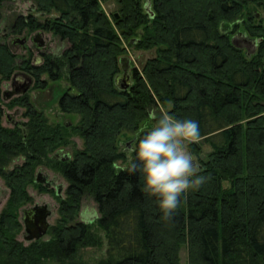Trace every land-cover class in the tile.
I'll return each mask as SVG.
<instances>
[{
	"label": "trees",
	"instance_id": "trees-1",
	"mask_svg": "<svg viewBox=\"0 0 264 264\" xmlns=\"http://www.w3.org/2000/svg\"><path fill=\"white\" fill-rule=\"evenodd\" d=\"M30 1L43 19L17 17L12 34L51 33L69 46L43 54L36 66L0 42V78L22 71L34 77L33 89H45L41 75L58 81L65 73L68 88L58 108L79 120L73 127L50 124L24 95L5 106L23 108L27 121L5 127L0 108V178L9 190L0 213V264H86L75 260L77 251L100 244L89 224L76 221L86 196L96 204L107 246L94 264H180L182 247L187 264H264V25L256 13L243 17L249 4L262 7L264 0H113L117 18L103 11L102 0ZM237 33L256 41L249 55L232 42ZM125 43L155 51L120 90L114 79ZM161 110L199 123L200 142L189 149L199 174L209 178L182 200L171 222L142 192L140 174H130L128 163L117 166ZM126 132L135 137L131 148L120 146ZM72 136L82 149L67 160L54 158ZM202 144L211 149L204 159ZM20 157V165L6 169ZM44 165L67 187L50 239L23 245L16 240L19 210Z\"/></svg>",
	"mask_w": 264,
	"mask_h": 264
},
{
	"label": "rangeland",
	"instance_id": "rangeland-1",
	"mask_svg": "<svg viewBox=\"0 0 264 264\" xmlns=\"http://www.w3.org/2000/svg\"><path fill=\"white\" fill-rule=\"evenodd\" d=\"M101 8L103 11L109 16L111 14H117V8L118 6L113 0H102L100 2ZM33 10V11H32ZM256 13V16L258 14V17L255 18V15L253 16L255 21H258L261 19L263 25H264V4L262 7H258L254 4H249L248 7L244 10V18L247 17L249 14ZM28 14H32L33 16L37 17L39 20H42L43 17L40 16L38 12L35 11V5L33 6V2L30 0H7L2 3V7L0 8V42L5 43L7 41H11L12 39H15L16 37L21 38L23 35H27L29 37H34V35L37 33L35 32H27L23 31L21 34H12L11 33V26L14 22V20L17 17L26 16ZM118 15V14H117ZM257 23V22H255ZM238 31H241L238 30ZM4 36H6L4 38ZM235 36L234 38H236ZM41 39L44 48L42 49H36L34 45L28 40L26 45L28 47L27 50L22 51L18 45H16L14 53L20 58H29L30 64L32 65H41L42 64V57L41 53L45 54H58L62 51V49L67 48L69 46L68 42H62L59 40L58 37L53 36L51 33L44 32L42 35L39 36ZM238 46H240L243 50H246L248 53H251L253 51L252 44H247L244 42L243 37H240L236 43ZM47 46V47H46ZM126 48V54L123 56V59H125L126 62L123 61L121 63V66L127 65L129 68V71L131 72L134 69L141 70V66L143 63L154 56L155 50H149V51H140L134 49L132 46H128L125 43ZM30 53V54H29ZM28 55H30L28 57ZM120 66V68H121ZM121 72V70H120ZM34 78V77H33ZM41 80L46 81V87L45 89H33V87L27 92V96L29 99L30 104L38 111L43 112L44 116L47 118L48 122L50 124H59L67 127H73L77 124L79 118L77 115H64L59 111L58 108V102L63 94V92L68 88V82L65 73L62 75V78L58 81H50L48 79V76L46 74L40 76ZM33 84L35 83V79H33ZM18 82L21 83L22 79H18ZM10 83V82H8ZM7 83V84H8ZM1 90L4 91L5 89H10V86L6 85V83H1ZM162 111V110H161ZM160 111V112H161ZM165 111V110H163ZM23 108H14L7 110L8 115L11 116V118L17 122L24 123L27 121L26 118H23ZM2 124L6 127L10 126L5 123L4 119ZM149 124V123H148ZM149 126H147L148 128ZM146 128V126L144 127ZM133 138L132 133H124L119 137L120 140V146L123 147L124 144L128 141H130ZM200 142V141H199ZM83 142L82 140L77 136H72L70 140V144L63 147L62 154H68L73 155V152L76 150L82 149ZM123 149V148H122ZM211 151L210 147L207 144L201 145V155L205 157L207 153ZM127 154V162L126 164L118 163V167H123L127 165L130 154L129 152H126ZM51 154L50 156H52ZM201 158V159H204ZM196 163L197 157L194 156ZM23 162V158H17L14 159L9 166L6 168L7 170L12 169L15 165H20ZM37 173H42V175H47L48 179L53 180L55 182V185L62 186V197L64 194V191L67 187V183L64 180V178L57 172H55L53 169L44 166H40L36 169ZM36 173V172H35ZM40 184H36L35 186H28L27 192L30 196V201L27 202L20 208L19 210V221L21 220V209H25L28 207H32L35 204H46L51 212L50 217L48 218V223L51 226H54L58 220V206H59V199L55 196L54 191L52 190V194H47L45 192H40L38 189V186ZM223 188L228 189L229 184L227 182H223ZM9 195V190L5 186L4 181L0 178V213L7 201ZM97 207L94 201L90 196H86L80 207L79 215L76 219L78 222H84L86 224H89L91 227V232L94 233L100 240V244L95 247H82L80 248L75 256V260L77 262L86 263V264H94L98 262L101 259H104L106 256V240L104 237V233L98 228L97 226ZM23 227L21 228V231L16 236V240L23 243V245H28L29 242H26L23 240ZM50 239L49 231L48 234L42 237L40 240L41 242L48 241ZM179 258H180V264H187V253L185 247H182L179 252ZM42 264H58L56 261L48 260L44 261Z\"/></svg>",
	"mask_w": 264,
	"mask_h": 264
},
{
	"label": "clouds",
	"instance_id": "clouds-1",
	"mask_svg": "<svg viewBox=\"0 0 264 264\" xmlns=\"http://www.w3.org/2000/svg\"><path fill=\"white\" fill-rule=\"evenodd\" d=\"M200 139L197 121L177 119L162 110L151 129L129 149L128 171L140 174L142 192L155 199L165 222H171L182 200L186 201L209 179L199 174V165L189 149Z\"/></svg>",
	"mask_w": 264,
	"mask_h": 264
},
{
	"label": "water",
	"instance_id": "water-1",
	"mask_svg": "<svg viewBox=\"0 0 264 264\" xmlns=\"http://www.w3.org/2000/svg\"><path fill=\"white\" fill-rule=\"evenodd\" d=\"M145 9L147 11V13H150L151 17H153V13L150 11V3L149 1H146V5H145ZM114 17L117 18L118 15L114 14ZM258 17V14H257ZM43 34L41 32H37L34 37L35 38H39V36ZM235 36H239V37H243V40L245 43H248L253 45V48L256 47V41L249 38L246 34L243 33H237ZM234 38V37H233ZM232 38V42L234 41V39ZM32 41L33 37H29L27 35H23L21 38L16 37L15 39H12L11 42H17L19 43V45L22 46V50L25 51L26 47H25V43H27V41ZM240 47V46H239ZM241 48V47H240ZM10 50H14V49H10ZM253 52V51H252ZM247 55L248 52L246 51ZM126 62L125 59H121V63ZM132 72V71H131ZM129 71V68L127 65L121 66V73H119L115 79V85L118 89L120 90H126L127 88H129V86L131 85V79H132V73ZM21 75L22 77H24L26 79V83L23 85V87L20 90H13V91H6V94H9V96L11 97L12 95H16V94H25L29 91L31 84H32V77H30L27 73H21V72H16L14 74V76L16 75ZM9 98V97H8ZM7 99V98H5ZM135 137L133 139H131L130 141L126 142L124 145L127 148H131L132 143L134 142ZM62 150L57 151L54 153V158H57L59 153H61ZM70 155L68 154H64V157L62 158V160H67L69 159ZM204 156L201 155V158H203ZM36 181V180H35ZM37 182V181H36ZM58 187V194L59 192H61L62 190V186H57ZM60 195V194H59ZM21 214H23L20 222L21 225L23 227V232L26 235L24 237V241L26 242H35L40 240L44 235H46L47 230L49 228V223H48V218L51 215L50 210L48 209V207L46 205H35L33 207H29V208H25V209H21ZM98 218V216H97Z\"/></svg>",
	"mask_w": 264,
	"mask_h": 264
},
{
	"label": "flooded vegetation",
	"instance_id": "flooded-vegetation-1",
	"mask_svg": "<svg viewBox=\"0 0 264 264\" xmlns=\"http://www.w3.org/2000/svg\"><path fill=\"white\" fill-rule=\"evenodd\" d=\"M33 11V10H32ZM12 33V32H11ZM39 33V32H38ZM41 33H43V32H41ZM42 35V34H41ZM235 35L236 34H234V36L233 37H235ZM6 36H4V38H5ZM232 37V38H233ZM240 37L239 36H237L235 39H234V41L233 42H235L236 43V41L239 39ZM12 41V40H11ZM11 41H7V42H5V44L8 46V48L9 49H14L15 50V47H16V45H18L19 47H20V49L22 48V46L21 45H19V43H17V42H11ZM33 45H34V47L36 48V49H42V48H44V45H43V43H42V41H41V39L40 38H35V37H33V40L32 41H30ZM248 44V43H247ZM252 44V43H251ZM237 45V44H236ZM238 46V45H237ZM253 46V45H252ZM25 47H26V50L28 49V47H27V45H26V43H25ZM47 47V46H46ZM254 49L255 48H253V51H254ZM22 50V49H21ZM23 51V50H22ZM13 53H14V51H12ZM60 53V52H59ZM43 54H45V53H41V56L43 55ZM20 61L21 60H18L17 62L18 63H20ZM16 72H21V73H24V72H22V71H16ZM15 72V73H16ZM14 73V74H15ZM14 74L9 78V80H7V81H3V80H1V78H0V87H1V83L2 82H4V83H6V85L8 86H10V89H5L4 91H2L1 90V88H0V108L2 109V113H3V116H2V119H1V123L3 122V119H4V121H5V123H7V125H10V126H8V127H15V126H18V125H20V123L19 122H17V121H15V120H13L12 118H11V116L10 115H8V113H7V110H9L8 108H6V104L7 103H9V101H11V100H13V99H15V98H18V97H22V96H24V95H27V93H25V94H16V95H12L11 97L9 96V94H6L5 95V92L6 91H13L14 89L15 90H20L22 87H23V85L27 82L26 81V79L24 78V77H22L21 75H16V76H14ZM26 74V73H25ZM30 76V75H29ZM30 77H32V76H30ZM22 79V82L21 83H19L18 82V79ZM34 78L32 77V84H31V87H30V89L33 87V80ZM8 82H10V83H8ZM8 83V84H7ZM29 89V90H30ZM9 97V98H8ZM5 98H7V99H5ZM14 109V108H13ZM3 125V124H2ZM4 126V125H3ZM6 127V126H5ZM58 157H61V158H63L64 157V155L62 154V152L61 153H59V155H58ZM37 182H36V181ZM34 184H40V186H38V189H39V191L40 192H45V193H47V194H52V190H55L54 191V194H55V196L59 199L60 197H62V190H61V192H59V194H58V187H57V185H55V182L53 181V180H49L48 179V177H47V175H42V173H37V171H36V173L34 174ZM35 205H39V204H35ZM35 205H33V206H35ZM40 205H46V204H40ZM32 206V207H33ZM47 206V205H46ZM48 207V206H47ZM29 208V207H28ZM49 209V208H48ZM20 214H21V211H20ZM23 214H21V218L23 217L22 216ZM21 223V222H20ZM49 228H50V224H49ZM49 228H48V230H47V233H46V235L48 234V231H49ZM26 235L24 234L23 235V240H24V237H25ZM45 236V235H44ZM43 236V237H44ZM42 239V238H41ZM40 239V240H41ZM40 240H38V241H40ZM36 242V241H35ZM30 243H32V242H30Z\"/></svg>",
	"mask_w": 264,
	"mask_h": 264
}]
</instances>
